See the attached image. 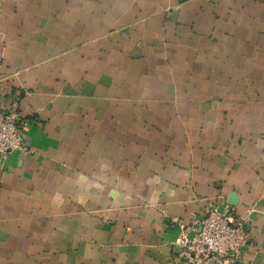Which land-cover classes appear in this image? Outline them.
<instances>
[{"label":"crops","instance_id":"crops-1","mask_svg":"<svg viewBox=\"0 0 264 264\" xmlns=\"http://www.w3.org/2000/svg\"><path fill=\"white\" fill-rule=\"evenodd\" d=\"M0 264H183L210 203L264 264V0H0Z\"/></svg>","mask_w":264,"mask_h":264},{"label":"built area","instance_id":"built-area-1","mask_svg":"<svg viewBox=\"0 0 264 264\" xmlns=\"http://www.w3.org/2000/svg\"><path fill=\"white\" fill-rule=\"evenodd\" d=\"M25 125L15 99L0 110V154L24 149ZM173 221L179 228L174 248L181 263L245 264L244 255L250 247L246 221L230 209L210 203L205 215L190 225Z\"/></svg>","mask_w":264,"mask_h":264}]
</instances>
